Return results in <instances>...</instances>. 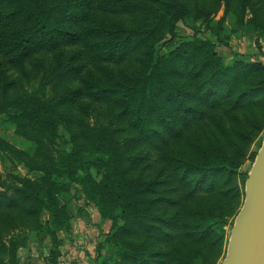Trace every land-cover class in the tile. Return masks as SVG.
<instances>
[{
  "label": "trees",
  "instance_id": "1",
  "mask_svg": "<svg viewBox=\"0 0 264 264\" xmlns=\"http://www.w3.org/2000/svg\"><path fill=\"white\" fill-rule=\"evenodd\" d=\"M263 4L0 0V113L26 137L35 133L41 139L35 164L41 174L0 189V233L9 222L3 216L17 211L30 224L28 232L49 238L46 261L54 264L61 245L57 231L67 219L59 197L76 182L100 219L110 220L104 236L108 249L95 264H213L227 240L225 209L217 205L230 194L233 207L239 206L243 193L231 183L239 141L264 114V64H225L195 24L211 28L222 6V16L231 14L238 26L260 36ZM178 20L193 29L190 38L173 46ZM160 42L162 51L156 50ZM36 52H48L43 55L50 66L47 81L56 89L49 99L42 96L44 81L30 91L20 87L19 79L39 66L34 62L26 69L27 57ZM80 99L117 106L114 127L74 118L69 109ZM60 122L70 143L58 151ZM124 129L130 133L117 139ZM2 236L0 264H17V248L26 236ZM109 242L117 248L114 255H107L114 250Z\"/></svg>",
  "mask_w": 264,
  "mask_h": 264
},
{
  "label": "rangeland",
  "instance_id": "2",
  "mask_svg": "<svg viewBox=\"0 0 264 264\" xmlns=\"http://www.w3.org/2000/svg\"><path fill=\"white\" fill-rule=\"evenodd\" d=\"M264 9V4L263 7ZM247 14L249 15V9H246ZM220 23H216L220 18ZM211 28L205 26L204 22H196V29L198 30L197 34L209 38L215 43V51L217 54L221 55L223 62L229 64L231 61L242 60V61H259L264 64V52L262 49V43L264 41V34L257 36V34L251 30L247 25L238 26L235 21H233V16L230 14L222 16V6L218 8L216 13L213 15L211 20ZM192 24L187 23L184 20H178L174 27V35L172 37L173 46L181 39L190 38L192 34ZM216 31V34L214 33ZM168 37V36H166ZM163 42H160L156 45V50L162 51L164 48ZM48 52H36L27 57L26 60V69L33 67L34 62H38L39 66L32 68V71L29 73L28 78H21L20 87L25 91L33 90L39 84V81H44L42 84L45 94L42 96L45 97L55 95L56 89L52 90L51 82L47 81L50 79V66L46 63L43 55ZM35 67V66H34ZM15 73L14 69H11L10 76ZM50 94V95H49ZM84 100V99H82ZM86 103L89 105H86ZM117 106L105 102V103H91L87 99L85 102L80 101L75 103L72 106V109L69 111L73 114L74 118H82L84 121L90 122L92 126H103L105 128L111 129L114 127L116 120V110ZM86 114L87 118H86ZM5 113H0V189H5L9 185H15L19 183L21 178H33L41 174V171L36 168L35 164H39L41 158V139L39 134L30 133V137H26L20 131L17 130L16 125L9 121L5 116ZM119 124V123H118ZM130 133V129H124L115 134L117 139H121L127 136ZM264 136V114L258 118V124L252 130L249 131L246 137H241L240 152H239V163L235 167V172L231 183H234L235 186L244 192V181L249 170L251 159L250 156L255 154L258 146L260 145L261 139ZM69 131L66 126L60 122L57 127V135L54 140L55 149L58 151L64 150L69 146L70 143ZM139 153H144L146 151L145 146L139 148ZM49 152H52L49 150ZM254 157V156H253ZM94 174L93 169H91ZM98 177V175H96ZM230 183V182H229ZM80 184L76 182H71L68 193L59 197L60 203H62L67 211V219L64 222V226L58 228V233L68 232L71 228V222L73 219L81 217L83 215H88L87 209L85 208L88 204L96 207L92 202L86 201L81 194ZM242 197L240 196L241 204ZM211 202V200H209ZM236 204V199L230 194L221 199L220 203L217 205L220 206L221 210L225 209V222L224 229L228 236V231L232 223L233 217L238 210L239 206L233 207ZM97 209V208H96ZM46 213L43 212L40 215V221L44 220ZM4 219L9 220L4 221L7 225H4V230L1 231L2 237L8 236H19L28 238L30 234L34 233L29 231V225L25 222L26 217L19 214L17 211L11 210L3 216ZM108 222V227L106 232L110 228V220L104 219ZM105 232V233H106ZM104 233V234H105ZM110 243V246L114 248L111 250L110 254L114 255L117 252V248ZM61 244V242H60ZM100 247V245H99ZM226 244L222 245L219 253H215V260L213 264H219L220 259L222 258L225 252ZM213 249H216L214 247ZM106 253V252H104ZM102 253V254H104ZM99 254L100 257L103 256ZM106 256V255H105Z\"/></svg>",
  "mask_w": 264,
  "mask_h": 264
},
{
  "label": "water",
  "instance_id": "3",
  "mask_svg": "<svg viewBox=\"0 0 264 264\" xmlns=\"http://www.w3.org/2000/svg\"><path fill=\"white\" fill-rule=\"evenodd\" d=\"M219 264H264V136L244 181Z\"/></svg>",
  "mask_w": 264,
  "mask_h": 264
},
{
  "label": "crops",
  "instance_id": "4",
  "mask_svg": "<svg viewBox=\"0 0 264 264\" xmlns=\"http://www.w3.org/2000/svg\"><path fill=\"white\" fill-rule=\"evenodd\" d=\"M264 52V41L262 43ZM88 215L75 218L68 232L57 233L61 238L54 264H95L96 257L107 251L104 236L108 222L101 220L93 205L86 207ZM100 245V247H99ZM49 238L30 234L26 243L17 248V264H48Z\"/></svg>",
  "mask_w": 264,
  "mask_h": 264
},
{
  "label": "built area",
  "instance_id": "5",
  "mask_svg": "<svg viewBox=\"0 0 264 264\" xmlns=\"http://www.w3.org/2000/svg\"><path fill=\"white\" fill-rule=\"evenodd\" d=\"M49 264V263H48Z\"/></svg>",
  "mask_w": 264,
  "mask_h": 264
}]
</instances>
